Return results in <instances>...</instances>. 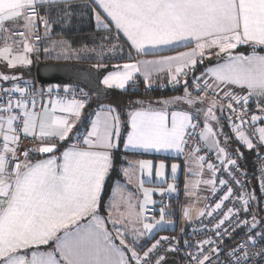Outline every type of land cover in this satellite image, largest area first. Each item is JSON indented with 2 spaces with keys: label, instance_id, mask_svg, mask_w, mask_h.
<instances>
[{
  "label": "snow or ice",
  "instance_id": "obj_1",
  "mask_svg": "<svg viewBox=\"0 0 264 264\" xmlns=\"http://www.w3.org/2000/svg\"><path fill=\"white\" fill-rule=\"evenodd\" d=\"M90 2L95 6L96 30L103 29L109 35L99 44L93 41V46L83 44L77 49L67 40H53L52 35L56 24L61 26V34L72 26L78 0H0V64L8 69L29 68L33 56L39 59L41 52L45 59L57 61L94 56L93 67L107 72L100 80L106 89L126 90L130 82L135 84L137 75L151 88L152 77L166 72L168 84L174 89L182 87L183 95L156 101L162 105L159 108H145L143 101H137L141 107L130 111L126 121L116 107L98 101V109L81 133L77 125L91 103L90 94L83 88L77 95V90L64 87L65 95L52 99L53 88L49 87V99L41 103L43 89L36 90L20 75L0 73V264H168L167 252L178 251L168 237L147 246L157 229L173 223L163 201L159 218L152 214L157 203L152 199L155 190L146 188L143 179L145 174H153L151 161H138L135 167L129 162V167L121 170L129 183L130 173L139 172L137 190L142 192V199L131 192L121 195L123 210L115 217L112 210H119L120 205L112 202L113 197L118 190L123 191L118 181L108 202L103 199L114 168L113 152L119 147L125 126L129 129L125 150H163L186 156L185 196L209 201L197 218L209 219L212 227L208 230L216 239L197 241L187 253L189 264H259L264 258V222L255 214L250 219L241 218L242 213L246 216L252 210L257 197L235 177L233 169L239 170V165L219 137L226 119L238 142L256 150L258 158L259 149L264 147V126H258L264 124V0ZM113 27L114 37L110 35ZM121 38L130 48V62L115 63L108 69L106 56L110 60L109 53L123 52ZM240 46L250 47L251 53H238ZM179 48L190 50L156 60L136 59ZM213 55L225 62L196 76L197 66ZM235 88L247 92L238 94ZM253 97L259 114L249 116ZM173 105L187 108L170 112ZM247 125L251 126L250 135L246 134ZM22 137L39 140L41 146L21 150ZM70 138H75L71 146L57 155ZM228 139L224 136L225 143ZM32 152L50 155L33 162ZM209 153L218 163L210 161ZM164 169L161 163L155 172L158 179ZM171 171L175 180L178 165L173 164ZM221 171L239 186V194L219 176ZM201 186L209 197H200ZM259 188L264 193V170ZM176 191L175 183L167 184L159 188V195ZM226 202L232 206L224 211ZM102 206L108 211L107 217L100 214ZM183 218L191 222L188 207ZM85 220L87 223L81 224ZM238 229L246 230V238L222 253L224 238L231 239ZM49 245L52 250H41Z\"/></svg>",
  "mask_w": 264,
  "mask_h": 264
},
{
  "label": "crops",
  "instance_id": "obj_2",
  "mask_svg": "<svg viewBox=\"0 0 264 264\" xmlns=\"http://www.w3.org/2000/svg\"><path fill=\"white\" fill-rule=\"evenodd\" d=\"M97 10L98 11H102V10H100L98 8H97ZM9 27L16 28L17 26H15V25H9ZM121 37H122V34H121ZM53 40L60 41L61 39L54 38ZM126 46L130 50V48H129V46L127 44H126ZM78 48H80V47H78ZM189 50H190L189 48H179L176 51L165 50L162 53H160V55H141V56H138V59L141 58V57H147V56H149V57L151 56L152 57L153 56L155 58V60H156V59H160L162 56H173V55H177L178 52L189 51ZM132 54H133L134 57H136V54H135L134 51H132ZM213 56H215V55H213ZM63 62H70V63L76 64V65H82L85 68H89L90 71L93 73V75H94V72L97 73L99 87L100 88H103L105 90L106 94L109 95V97L112 96V95H116L118 93V91H116V90H113V91H110L109 90L108 91L103 85L101 87V84L99 82H100V78H101V76L103 74H99L95 68H93V67H91L89 65L82 64L80 61L73 62L72 60H70V61H63ZM128 62H130V61H128ZM224 62L225 61L223 59L220 62H218V63H216V64H214L212 66H207V68L205 69V72L209 68L216 67L217 64H223ZM164 74H165V77H166V84L168 85V76H167V73L166 72L165 73H158V74H155L152 77V81L154 80L156 82L155 83H152V87L151 88H159L160 87V82L162 81V78H163V75ZM136 81H138L137 83H140L141 84V88L142 89H146V88L148 89V87L145 86L144 80L141 77L140 78H137ZM34 85H35L36 90L37 89H48L49 87H51V88H54L55 87L54 85H52V86H49L48 85V86H44V87H41L40 88V86H38L36 84V82H35ZM21 86H23V84H21ZM57 86L59 87V90H62L64 87H66V86H63V85H57ZM79 88H83V87L73 86V88L70 87L69 89L70 90H77V93H78V89ZM179 90L182 91V87ZM234 91H236L238 94L239 93L244 94L245 92H247L246 89H240V88H235ZM90 97L93 98V99L91 98L92 101H94V104L93 105H96V104H98V105H96L94 108H92V112H91L90 118L85 122L86 125L84 127L81 126L79 128L80 131H81V133L85 130V128H87L89 120L91 118H93V113L98 109V107H99V102L98 101H103L104 103L107 102V101H105L107 99L106 95L99 96V97L98 96L94 97L93 94H90ZM51 98L52 99H55L54 96H51ZM48 99H45V101L43 103H47ZM120 102L121 101H116V102H114L116 106H114V105H112V106L113 107H121L122 103H120ZM106 105H108V104H106ZM127 105H129L128 102L125 104L124 109L122 107L120 108V110L124 111L125 116H126V120H127V117H128V113L130 111L137 110V109H139L141 107V106H139L137 108H133V107H135L134 105H130V106H127ZM38 107H39V105H38ZM143 107H145V108H147V107L159 108L161 106H145V105H143ZM181 109L182 108L172 107V108H169L168 110L171 112V111H174V110H181ZM223 126L225 127L224 122H223ZM128 130L129 129L127 128V126H126V131L125 132H123V130H122V135H124L123 136L122 143L120 144V140H119V147L116 150H114V152H113V153H115V151H117L120 148L121 149V153L123 154L124 163L120 167V171H119L120 172V180H118L119 185H120V187H121V189L123 191L118 190L117 193H120L119 194V197L117 198V197L114 196L113 197V201H112L113 203H116V204L120 205V207H119V210L113 209L112 210V215L115 217V216L119 215V211H122L123 210V206H122V204L120 202V196L121 195L127 196V194L129 192H131L134 197H138L140 199H142V197H143L142 192H140V191L137 190V179L139 177V172L136 171L135 173H130L131 176H132V182L129 183L128 182V179L126 177H124L123 174H122V171H121L122 168L129 167V162H131L132 167H135L136 166V162H138V161H141V160L151 161L152 169H153V174H152L151 177H148L145 174L144 177H143V179L145 180V185L144 186L146 188H152V189L155 190L153 192L152 199L155 200L157 203L155 204L154 211H153L152 214H154L157 219L159 218V209H160L159 203L161 202V200L164 198L165 195H169V202L167 204L168 207H167L166 211H168L169 213H171V219L173 221L172 224H166L163 229H157L154 232L153 235L155 237V236H158L159 234L163 235V234L168 233V232L170 233L173 230H175L176 228H179V222H178L179 221V213H178L179 212V202L182 199L183 194L185 192V182H186V164H185V160L186 159L183 160L182 156H177L175 153L170 152V151L166 152V151H163L162 150L160 152L151 151V152H138V153H133L130 150H125L124 144L126 142V136H127V131ZM74 139L75 138H70L69 140H66L63 143V146L57 152V155H59L60 152H62L63 150H65V148L70 147L71 144L74 142ZM228 153L232 157H235V159L237 160V163H238V160L241 158L240 151L238 149L234 148V147H231L228 150ZM37 155H38L37 157H34V155L31 156L33 162H35L37 159H44V158H46L50 154H43V155L37 154ZM161 163H163L165 165V169L163 170L164 171V175L158 179L156 177V175H155V172H156V170L158 169V167H159V165ZM173 164L178 165V172L176 174V179L175 180H173V178H172V171H171ZM162 181H166V183H162ZM172 183H175V185L177 187V191L175 193L169 194V193L166 192L164 196L159 195V188L160 187L166 188L167 187V184H172ZM108 200H109V198H108ZM108 200H107V202H108ZM173 208H175L176 212L178 213V217L176 219L174 218ZM103 216L104 217H107L108 216V211L105 210V214ZM197 219L198 218H196V220ZM86 223H87L86 220L85 221H81V224H86ZM118 227H119V225H118ZM108 228L111 231L112 230V225L111 224H108ZM113 236H115V232L114 231H113ZM115 242H116L117 245H119V241L118 240L115 241ZM41 250L50 251V250H52V246L49 245V246H47V248H42Z\"/></svg>",
  "mask_w": 264,
  "mask_h": 264
},
{
  "label": "trees",
  "instance_id": "obj_3",
  "mask_svg": "<svg viewBox=\"0 0 264 264\" xmlns=\"http://www.w3.org/2000/svg\"><path fill=\"white\" fill-rule=\"evenodd\" d=\"M79 5H85L86 7H80ZM93 7L95 6L92 5L89 0H78L77 17L73 19L72 26L70 28H64L61 34V26L59 24H56L53 28L52 39L58 38L61 40H67L72 44L73 48L81 47L83 44L92 46L93 41H95L96 44H99L101 42V38L104 37L105 34L108 32H106L103 29L99 31L96 30L95 21H94L93 14H92ZM110 35L113 37L116 35L114 28H112ZM120 42L126 45L123 38H121ZM236 51L238 53H243L247 55L251 53V48L247 46H240ZM261 54H264V52H262ZM50 60L51 59L39 58L37 61H50ZM206 60L207 59L204 60L203 64H200L197 66L196 70L198 72L203 70V66H207ZM1 67H2V64H0V68ZM108 69H112V67H109ZM29 72L30 74L34 75V65L30 67ZM97 72L99 74H103L104 72H106V70L101 69ZM30 83L35 84L34 79ZM129 87L125 91H118L116 95L107 97V99L105 100L107 101L106 104L112 106L114 99H115L114 102L122 100L123 101V102L121 101L122 104L123 103L126 104L127 102H130L131 100H133L134 97H138L141 100H148L154 97H160L165 94H170L169 91H166L167 89L165 91H160L158 88H155V89L149 88L146 92L142 93L141 91L135 90V88H137L135 85H130ZM137 89L140 90L139 88ZM172 92H175V91H172ZM129 105H134L135 107L133 108L139 107L138 105H135L134 103L132 104L129 103ZM95 106L96 105H93L90 103L87 107L92 109ZM117 108H118V111L121 113L122 118L126 121V116H125L124 111L120 110L121 107H117ZM85 125L86 123L82 125V127H84ZM125 131H126V126L123 129V132ZM123 136L124 135L121 134L120 144L122 143ZM240 148H241V151L239 149L238 150L242 154V157L238 160V165L242 169V171L246 173L245 177H246L248 191L253 192L255 196L257 197V199L252 202V210L250 211V213L252 215L255 214L256 217L258 218L260 216V207H259L260 200H259L258 191H257L256 177H255L252 162H251L253 152L248 150L242 145H240ZM37 156H38L37 154L34 155V157H37ZM113 159H114V168L112 169L111 174L109 178L107 179L106 187L103 193L104 202L106 198L108 197L111 187L113 186L114 182L120 179L119 171H120L121 165L124 163L123 154L121 153L120 148L117 151H115V153H113Z\"/></svg>",
  "mask_w": 264,
  "mask_h": 264
},
{
  "label": "built area",
  "instance_id": "obj_4",
  "mask_svg": "<svg viewBox=\"0 0 264 264\" xmlns=\"http://www.w3.org/2000/svg\"><path fill=\"white\" fill-rule=\"evenodd\" d=\"M41 33H43V29H41ZM55 87L53 88V92L51 93V96L56 97L57 95L60 96H64V92L63 89L59 90V92L56 91L57 85H54ZM169 89H174L172 87V85L169 84L168 86ZM40 90V89H37ZM45 92V96L43 101H41V103H43L45 101V99H48L49 96L47 94V89H43ZM241 94V93H239ZM246 94V92L244 93ZM78 95V93H77ZM68 97L71 98V93L68 94ZM249 116L251 114H259V110L256 107V98L253 97L252 100H250L249 103ZM224 124L226 126V128L232 132L231 128L229 127V123L228 121L225 119ZM236 123H239V121H236ZM258 126H264V124H260ZM245 130H246V134L251 133V126L247 125L245 126ZM238 142V140H237ZM190 144L193 143V141L189 142ZM240 143V142H239ZM241 144V143H240ZM242 146H244L243 144H241ZM40 141L39 140H34L31 137L28 138H24L22 137L21 142H20V148L21 150H27V149H36L38 147H40ZM246 148V146H244ZM253 155H252V166H253V170H254V174L256 177V183H257V191H258V196H259V200H260V216L257 218L258 220H260L261 222H264V193L261 192L260 188H259V182H260V176H261V172L262 170H264V147H261L259 149V158H258V154L256 150H252ZM38 153L36 152H32L31 156L36 155ZM201 154H204V152L202 151ZM186 157V156H184ZM208 157L210 158V161L213 163H218V161L216 160L215 155L209 153ZM20 160H23L24 157L20 156L19 157ZM233 173L235 175V177L239 180H241L244 185L247 188V182H246V177L245 175H242V173H244L242 171V169L239 167V170L237 169H233ZM219 176H221L222 178H224L225 180H228V182L232 185L233 190L236 194H239L240 192V188L239 186H237L235 183H233L231 181V179L228 177L227 173L221 171L219 173ZM210 196V193L207 197ZM164 204H168L169 202V195H165L164 198L162 199ZM209 201L205 200V203H207ZM232 206L230 202H226V206L224 208V211L227 210V207ZM237 207H239V205H237ZM179 212H180V208H179ZM178 212V213H179ZM178 213L176 212L175 208H174V218L176 219L178 217ZM252 216V214L249 212L246 214H241V218H248L250 219ZM179 222V221H178ZM212 223H215V221H212ZM212 227V224L209 223V219L208 218H200L195 220L190 226H188L186 229H179L176 228L175 230H173L172 232H168L165 233L163 235H161L160 237L157 238V240H160L161 237H168L169 238V243H171L172 245L176 246L178 248V251H169L167 252L166 256H176L179 258L180 260V264H189V260L187 257V253L190 249H193L196 242L209 238L211 237L212 239H216V237L214 236V234L209 231L208 229H210ZM245 231L244 229H238L236 232H233L231 234L232 238L229 239L227 236L224 238V242L220 245L221 251L222 253H227L229 251V249H231L232 247H234L236 244H238L239 242H241L243 239L246 238L245 236ZM187 242V244L185 243ZM161 251L163 252V249H161ZM222 259H226V257L222 256ZM253 264H255V262H253ZM259 264H264V258H262L259 262Z\"/></svg>",
  "mask_w": 264,
  "mask_h": 264
},
{
  "label": "rangeland",
  "instance_id": "obj_5",
  "mask_svg": "<svg viewBox=\"0 0 264 264\" xmlns=\"http://www.w3.org/2000/svg\"><path fill=\"white\" fill-rule=\"evenodd\" d=\"M13 29L14 30H22V29H19L18 26L16 28H13ZM41 29H40V34L43 35V33H41ZM105 35H108V33H106ZM119 44L122 46L123 52L122 53L121 52L109 53L108 56L112 57V59H110V60H108V57L106 56L105 59L108 61V68L109 67H112L113 64H115V63L122 64V63L128 62L127 56H128V53H129L130 50L128 49V47L126 45L122 44L120 41H119ZM40 58L45 59L43 52H41ZM136 59L137 60H155V58L153 56L152 57L151 56L150 57L149 56H147V57H141L139 59H138V57H136ZM37 60L38 59L35 56H33V63H32V65L30 67H32L37 62ZM51 60L52 61H57V60H53V59H51ZM60 61H64V60H60ZM72 61L75 62L76 60H72ZM80 62L82 64L89 65V66L93 67V64L96 62V58L93 56L91 59H82V60H80ZM131 62H135V61H131ZM30 67L29 68L8 69L5 65L2 64V67L0 68L1 69L0 70V73L20 75V76H22L23 80H27V81L31 82L33 79L35 80V78H34V75L33 74H30V72H29L30 71ZM206 68H207V66H203V70L202 71H199L198 72L196 70L194 74L196 76H199L201 73L205 72V69ZM105 74H107V72H104L103 73V75L101 76L100 80L103 78V76ZM140 77L143 79L142 76L137 75V78H140ZM137 82L138 81H136L135 84H132L130 82L131 85H135L137 88L140 89V90H138L137 88H135L136 91H141L142 93H144V92H146L149 89V88L148 89L147 88L146 89H142L141 88V84L140 83H137ZM155 82L156 81L153 80V83H155ZM21 84H22V82H21ZM130 84L128 86H126V90L130 86ZM52 85L53 84H50L49 86H52ZM45 86H48V85H45ZM168 86H169V84L168 85L166 84V77H165V74H164L163 75V78H162V81L160 82V87L158 89L160 91H165L167 89L166 91H169L170 94H165V95H162L160 97H154V98H151V99H148V100H141L138 97H134L133 100H131L128 103H130V104L134 103L135 105L141 106V104L137 103V101H143V105H145V106H161L162 107V105L157 104L156 101H158V100H165V99H169V98H172V97H175V96H181V95H183V89H182V91L179 90L181 87L175 88V89H172L171 90V89L168 88ZM41 87H44V86H40V88ZM66 87H69V88L72 87L73 88V86H70V85H66ZM101 87H102V84H101ZM151 89H155V88H151ZM107 90L108 91L109 90L110 91H113V90H116V91H125V90H119V89H115V88L114 89H107ZM172 91H175V92H172ZM106 97H109V95L107 94ZM92 99H91V104H94V101H92ZM114 101H115V99H114ZM114 101H113V105L116 106L115 103H114ZM120 101H122V100H120ZM122 102H120V103H122ZM105 104H106V102H105ZM124 106H125V104H122L121 105V107L123 109H124ZM127 106H130V105H127ZM172 107H176V108H187L186 105H173L170 108H172ZM117 110H118V108H117ZM225 128H226V126L225 127L222 126L223 134L219 137L222 146H224L227 149V152H228V150L231 147H234V148L239 149L241 151V148H240V145L241 144L239 142L237 143V138H236L235 134L233 132L229 131L227 128L226 129ZM224 136H227L229 138L228 141H227V143L224 142ZM182 158H183V160L186 159V157H184V156H182ZM232 158L235 159V157H232ZM205 178H207V176ZM117 181H115V182H117ZM112 189H113V186L111 187L110 193H111ZM110 193H109V195H110ZM119 194L120 193H116L115 197L118 198L119 197ZM208 194H209L208 190L204 186H201V190L199 192L200 197H202V198L203 197H206ZM109 195L106 198L105 203L107 202V200L109 198ZM159 206H161V202L159 203ZM204 206H205V200L204 199H200V200L197 201L194 196H187L186 197L185 196V192H184L183 197H182V199L179 202V208H180V212H179V229H182L183 230V229H186L188 226H190L194 222V220H196V218L198 217L199 210L201 208H204ZM186 207H188L189 210H190L191 222H189V221H187V220H185L183 218V211L185 210ZM100 214L102 216L105 214V208L103 206L101 208ZM173 214H174V208H173ZM160 236H161V234H159L158 236H155L154 239L150 240L147 243V246H150L151 243H155V241L157 240V238L160 237ZM147 246L145 247L144 250H147Z\"/></svg>",
  "mask_w": 264,
  "mask_h": 264
},
{
  "label": "water",
  "instance_id": "obj_6",
  "mask_svg": "<svg viewBox=\"0 0 264 264\" xmlns=\"http://www.w3.org/2000/svg\"><path fill=\"white\" fill-rule=\"evenodd\" d=\"M223 59L222 57L212 56L206 60V64L212 66ZM34 78L38 86L50 84L80 86L88 93L93 94L94 97L97 96V93H100L99 96L107 95L105 90L99 87L97 73L94 72V75H92L89 68L70 62L37 61L34 65ZM91 112L92 109L89 107L84 109L85 115L82 117V123L77 125L78 129L90 118ZM166 259L168 264H180V260L176 256H166Z\"/></svg>",
  "mask_w": 264,
  "mask_h": 264
},
{
  "label": "flooded vegetation",
  "instance_id": "obj_7",
  "mask_svg": "<svg viewBox=\"0 0 264 264\" xmlns=\"http://www.w3.org/2000/svg\"><path fill=\"white\" fill-rule=\"evenodd\" d=\"M91 72V71H90ZM91 74L93 75V73L91 72Z\"/></svg>",
  "mask_w": 264,
  "mask_h": 264
},
{
  "label": "bare ground",
  "instance_id": "obj_8",
  "mask_svg": "<svg viewBox=\"0 0 264 264\" xmlns=\"http://www.w3.org/2000/svg\"><path fill=\"white\" fill-rule=\"evenodd\" d=\"M35 65V64H34Z\"/></svg>",
  "mask_w": 264,
  "mask_h": 264
}]
</instances>
